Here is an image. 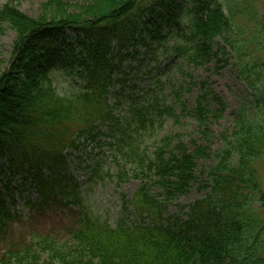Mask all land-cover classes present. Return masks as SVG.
Segmentation results:
<instances>
[{"label": "trees", "instance_id": "16d2710c", "mask_svg": "<svg viewBox=\"0 0 264 264\" xmlns=\"http://www.w3.org/2000/svg\"><path fill=\"white\" fill-rule=\"evenodd\" d=\"M20 1L8 0L0 9V28L6 25L16 34L10 66L0 71V154L7 157L13 177L19 176L24 185L31 182L39 193L37 201L27 204L35 208L61 197L81 205V188L70 175L67 153L97 139L110 141L161 192L155 196L151 181L143 179L131 199L121 193L122 215L116 225L83 207L70 241L60 244L33 233L30 243L9 245L0 264H264V221L259 215L264 191L255 165L264 158V56L258 55L264 26L252 15L253 7L245 10L252 11L248 19L255 25L243 37L239 21L246 11L231 7L226 14L223 4L196 0L189 33L184 34L187 43L174 47L195 65L215 59L224 67L228 59L219 55L227 57L226 48L234 58L250 97L240 98L232 131L217 133L214 125L226 117L227 104L208 82L200 83L193 108L180 92L175 94L180 113L160 106L158 98L141 105L131 94L126 96L128 110L119 115L109 100L116 82L114 49L128 50L137 40L138 23L131 20L155 18L157 6L165 7L168 0H46L37 17L21 11ZM66 31L77 34L82 47L80 55L72 56L82 68L83 84L72 96H61L51 76L59 36L66 42ZM81 35L88 39L79 40ZM115 98L119 103L120 97ZM165 116L176 123L191 117L198 127L189 140L180 132L165 135L149 155L142 148L144 131ZM93 174L102 176L99 165ZM124 175L122 171L121 180ZM203 175L209 192L189 212H169L168 204L187 194ZM11 181L3 187L0 180L2 233L5 220L14 216L3 194L4 189L14 204Z\"/></svg>", "mask_w": 264, "mask_h": 264}, {"label": "rangeland", "instance_id": "374dc122", "mask_svg": "<svg viewBox=\"0 0 264 264\" xmlns=\"http://www.w3.org/2000/svg\"><path fill=\"white\" fill-rule=\"evenodd\" d=\"M7 1L0 0V9ZM45 1L22 0L18 5L24 13L37 17ZM68 1L75 3L80 0ZM195 1L168 0L165 7L157 6L158 15L155 18L144 15L135 16L131 20L138 23L136 24L138 26L137 40L133 42L134 46H130L128 50L114 49L116 82L110 89L109 100L111 104L117 105L116 112L119 115H124L128 110L129 103L126 96L131 94H135L140 99L141 105L148 106L150 102L158 98L160 106L174 107L175 111L180 113V105L177 103L175 94L180 92L188 107L193 108L201 91L200 83L208 82L227 104L226 117L214 125V130L217 133L223 129L232 131L236 123L235 114L240 106V98H249L250 91L238 77L229 48L225 49L226 53H230L227 57L223 54L219 55L221 59H228V64L224 67L215 59L204 65L192 64L183 54L174 50L175 46L187 43L184 34L189 33L190 10L194 7ZM213 4L215 6L223 4L226 14H229L231 7L246 11L247 15L239 21L241 27L239 31L244 32L243 37L248 36L247 34L255 25V22L248 19L249 12L252 11L245 10L247 7H253L252 15H255L264 26V0H213ZM149 19L151 22L148 23ZM66 35V42L62 36H59L61 47L58 49L59 56L52 60L51 76L61 96H72L83 84L79 76L82 68L77 59L72 56L73 53L80 55L82 47L77 42V34L66 31ZM15 36V31L10 27L4 25L0 28V71L10 66ZM86 39L88 38L85 35L79 37L82 41ZM259 40L261 46H259L258 55L264 56V30L259 33ZM216 41L220 45H225L221 38H217ZM121 55L128 56L121 57ZM122 58L125 59L121 60ZM187 75H191L194 82ZM112 95L120 97L119 103ZM156 121L150 131H144L142 138V148L149 155L153 153L165 135L180 132L185 135L186 140H189L190 135L198 127L197 122L191 117H183L178 123L167 116L161 122ZM102 128L106 131L105 126ZM110 143L105 139L103 141L89 140L79 149L69 150L67 153L70 175L81 188L82 206L67 202L61 197L58 199L53 197L48 204H41L35 208L29 206L27 204L29 199L33 202L37 201L39 193L31 182L24 185L19 176L13 177L7 157L0 154V180L3 181L4 187L8 180L12 179V188L16 192L13 195L15 200L13 204V199L10 200L8 192L3 189L7 205L14 211V216L10 220H5L6 233L0 232V257L11 244L30 243L33 233L47 235L59 241L60 244L67 243L81 220L84 208L109 218L113 225L117 224L122 215L121 193H125L128 199H131L144 177L140 174L137 165L120 155L117 148ZM96 165L103 170L101 177H95L93 174V167ZM255 165L264 191V158L259 159ZM204 167L205 164L202 165V168ZM122 171L127 176L124 175L121 180ZM204 172L205 169L201 174ZM200 179L187 194L178 196L168 204L169 212L179 213L181 209L185 213L189 212L190 205L209 192L205 186V175ZM144 181L148 183L151 181L149 184L155 196L160 194L161 189L154 180L144 179ZM256 206L260 207L259 204ZM259 215L264 221V207L259 208Z\"/></svg>", "mask_w": 264, "mask_h": 264}]
</instances>
